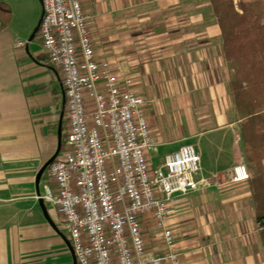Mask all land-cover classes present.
<instances>
[{
	"label": "crops",
	"instance_id": "obj_1",
	"mask_svg": "<svg viewBox=\"0 0 264 264\" xmlns=\"http://www.w3.org/2000/svg\"><path fill=\"white\" fill-rule=\"evenodd\" d=\"M2 1L12 18L0 31V264H74L63 218L44 202L46 220L35 185L39 169L56 150L59 122L64 145V87L39 33L28 41L39 21L34 7L16 17L13 3L18 1ZM81 4L96 59L120 66L133 80L134 92L148 98L144 112L155 137L156 121L180 111L184 141L199 145L198 152L186 143L198 152L199 177L208 185L176 197L169 219L181 264L204 262L205 251L217 253V264H264L248 182L231 181L240 162L237 149L243 156L244 151L220 30L208 0ZM203 152L213 156L211 161ZM47 169L40 195L50 182Z\"/></svg>",
	"mask_w": 264,
	"mask_h": 264
},
{
	"label": "built area",
	"instance_id": "obj_2",
	"mask_svg": "<svg viewBox=\"0 0 264 264\" xmlns=\"http://www.w3.org/2000/svg\"><path fill=\"white\" fill-rule=\"evenodd\" d=\"M41 8L38 33L60 73L67 131L40 197L62 216L77 264H181L169 219L176 197L208 185L198 152L185 144L155 166L149 100L120 66L96 59L81 0H41ZM250 176L239 162L231 181Z\"/></svg>",
	"mask_w": 264,
	"mask_h": 264
},
{
	"label": "trees",
	"instance_id": "obj_3",
	"mask_svg": "<svg viewBox=\"0 0 264 264\" xmlns=\"http://www.w3.org/2000/svg\"><path fill=\"white\" fill-rule=\"evenodd\" d=\"M208 2L220 30L223 58L233 70L228 91L251 166L247 182L264 256V0ZM11 17L10 7L0 0V31Z\"/></svg>",
	"mask_w": 264,
	"mask_h": 264
},
{
	"label": "rangeland",
	"instance_id": "obj_4",
	"mask_svg": "<svg viewBox=\"0 0 264 264\" xmlns=\"http://www.w3.org/2000/svg\"><path fill=\"white\" fill-rule=\"evenodd\" d=\"M15 1V0H14ZM18 2H14L13 6H14V11H15V16L18 17V15H23L24 12H31L34 7L35 10V14L37 15L38 13V20L40 18L41 12H42V8H41V4L39 2V0H17ZM204 1V0H203ZM10 2H12V0H10ZM234 3H237V0H234ZM20 15V17H21ZM12 18V17H11ZM18 21V23H23V20H20V18L17 20V18L15 19V23ZM227 65V64H226ZM228 67V66H227ZM229 69V73H230V77L233 74V70ZM229 77V79H230ZM229 83V80H228ZM168 120V122L166 121V119ZM183 117L182 114L180 113V111H178V113H167L165 117H162V120L159 118L156 121V134L157 136L154 137L157 139L158 137V141L162 142L160 143V145H157V147L155 148V150L151 153V157L153 158V164L155 166H158L159 163L161 162L162 158L166 155V154H170L176 150H178L179 146L185 145L186 143H192L196 149H199V145L197 143L196 140H190V141H184V137L187 136V131L184 128V124H183ZM66 125L64 124V127ZM153 133V132H152ZM64 139V138H63ZM176 140H180L179 142H176ZM64 141V140H63ZM157 141V140H156ZM175 141V142H173ZM157 142V143H159ZM165 142H170V143H165ZM64 150V145L62 146L61 151ZM199 152V150H198ZM237 152L239 153V161L243 162L249 172L250 175L252 176V172H251V166L249 161L246 158V155L244 154V156L241 154V150H240V146L237 149ZM203 159H205L206 161L209 160L211 161L212 159V155L210 157H207L206 154L203 152ZM150 243V248H153L154 243H158L157 240L154 241H149ZM159 244V243H158ZM157 244V245H158ZM205 258L207 259V261H205ZM219 257L217 256V253H209L207 251L204 252L203 255V261L204 262H198L197 264H217L218 262L217 259Z\"/></svg>",
	"mask_w": 264,
	"mask_h": 264
},
{
	"label": "water",
	"instance_id": "obj_5",
	"mask_svg": "<svg viewBox=\"0 0 264 264\" xmlns=\"http://www.w3.org/2000/svg\"><path fill=\"white\" fill-rule=\"evenodd\" d=\"M40 4H41V0H39ZM41 17H42V12H41V15H40V18H39V21L37 23V26L35 27L33 33L31 34V36L29 37L28 41H31L33 39V37L35 36V34L38 32L39 30V25H40V22H41ZM62 115H63V111L61 112V119H62ZM57 147H56V150L54 152V154L43 164V166L39 169L37 175H36V181H35V185H36V194H37V197H38V202H39V206L40 208L42 209V212L44 214V217L46 218L47 221H50V218L48 217L47 215V212H46V208H45V205H44V201L43 199L40 197V192H39V181H40V178L42 176V174L44 173V171L48 168V166L54 161V159L57 157V155L59 154L60 150H61V144H62V141H61V122H59V127H58V133H57ZM71 247V245H70ZM71 251H72V247H71ZM73 253V251H72ZM74 264H77L76 262V259L74 257Z\"/></svg>",
	"mask_w": 264,
	"mask_h": 264
}]
</instances>
